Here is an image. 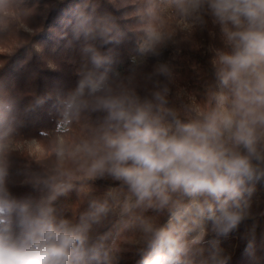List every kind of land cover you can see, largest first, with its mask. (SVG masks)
Returning <instances> with one entry per match:
<instances>
[{
	"label": "clouds",
	"instance_id": "clouds-1",
	"mask_svg": "<svg viewBox=\"0 0 264 264\" xmlns=\"http://www.w3.org/2000/svg\"><path fill=\"white\" fill-rule=\"evenodd\" d=\"M109 3L128 7L126 0ZM131 7L141 58L176 43L163 10L187 35L211 21L222 42L212 49L211 80L200 97L176 105L170 63L144 73L133 58L127 74L116 70L102 49L124 38L117 17L97 15L93 0H81L68 40L78 47V79L56 99L52 160L24 181L46 189L38 198L10 191L15 101L0 93V264H118L122 239L137 247L139 264H228L219 238L255 219L251 197L264 182V0H136ZM50 98L34 97L25 112ZM92 114L99 123L70 136ZM98 179L116 186L91 196L89 182ZM73 190L87 196V207L67 218L56 203ZM110 220L113 229L94 238V227ZM209 235L216 239L207 255L195 259ZM240 240L258 264L254 223Z\"/></svg>",
	"mask_w": 264,
	"mask_h": 264
},
{
	"label": "trees",
	"instance_id": "trees-1",
	"mask_svg": "<svg viewBox=\"0 0 264 264\" xmlns=\"http://www.w3.org/2000/svg\"><path fill=\"white\" fill-rule=\"evenodd\" d=\"M93 2L97 15L111 13L117 17L119 28L125 34L124 38L120 43L109 44L102 50L112 56L116 70L127 74L133 58L138 60L139 57L136 52L139 31L134 19L135 10L131 7L136 0H126L128 7L123 9H117L109 0ZM80 3L81 0H0V46L4 48L0 50V93L15 101L13 115L16 118V130L10 139L35 138L45 148V154L40 157L27 150L8 148L9 188L17 198H38L46 192L43 186L34 188L24 181L30 175L43 172L52 160V130L57 120L56 99L74 87L78 79L77 72L81 62L78 47L75 44L69 47L68 40L71 39L72 14ZM119 3L120 0H117V4ZM161 15L165 29L177 33L176 43L169 42L158 57H143L139 70L149 73L156 63L168 62L176 73V80L170 85V99L173 103L176 104L173 92L177 86H183L189 94L200 97L205 81L212 78V49L222 47L219 29L209 21L205 29H196L191 35H187L181 31L179 21L170 10H163ZM65 33L68 35L65 36ZM37 96L51 98L34 111L25 112ZM99 119L97 114H92L86 121L74 124L70 136L83 134L89 123L97 124ZM42 132L47 135H41ZM260 183V200L251 201L255 219L245 221L228 237L219 238L220 246L231 256L228 264H252L240 235L253 223L258 264H264V182ZM89 186L91 196H100L109 187L116 185L110 180L98 179L90 181ZM56 207L65 217L71 218L87 207V196L78 195L73 190L67 196L60 197ZM163 222L165 221L162 220L161 223ZM112 229V221H106L101 226H95L92 235L95 238ZM213 239L216 238L211 235L206 237L195 259L207 255L209 242ZM117 258L118 264H139L141 255L136 246L125 243L122 239Z\"/></svg>",
	"mask_w": 264,
	"mask_h": 264
},
{
	"label": "rangeland",
	"instance_id": "rangeland-1",
	"mask_svg": "<svg viewBox=\"0 0 264 264\" xmlns=\"http://www.w3.org/2000/svg\"><path fill=\"white\" fill-rule=\"evenodd\" d=\"M0 50H4V48L0 46ZM143 59L144 58L138 57L139 61H142ZM50 64L54 66L53 62H51ZM173 95H174L175 103L176 105H178L182 99H185L187 95H191V94L188 93L185 87L177 86L175 91L173 92ZM9 148L27 150L36 157H40L45 154V148L43 147L41 142L35 138L25 139V140L10 139ZM261 189H262L261 183L258 182L256 184L255 192L251 197V201L259 202ZM231 249H233V247Z\"/></svg>",
	"mask_w": 264,
	"mask_h": 264
}]
</instances>
